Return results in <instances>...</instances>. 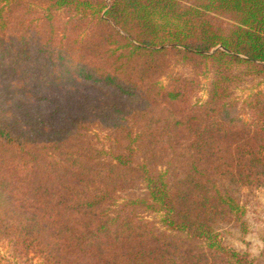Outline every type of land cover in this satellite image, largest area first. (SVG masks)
Wrapping results in <instances>:
<instances>
[{"label":"trees","instance_id":"trees-1","mask_svg":"<svg viewBox=\"0 0 264 264\" xmlns=\"http://www.w3.org/2000/svg\"><path fill=\"white\" fill-rule=\"evenodd\" d=\"M263 185L264 0H0V264H257Z\"/></svg>","mask_w":264,"mask_h":264},{"label":"rangeland","instance_id":"rangeland-1","mask_svg":"<svg viewBox=\"0 0 264 264\" xmlns=\"http://www.w3.org/2000/svg\"><path fill=\"white\" fill-rule=\"evenodd\" d=\"M245 87L238 90V97L244 98L248 94L249 90L247 89L250 85ZM200 96L204 98L205 91H202ZM245 204L247 211L244 218L246 228L230 229L226 232L224 241L229 247L258 259L257 264H264V185L251 193ZM12 241V235L9 234L4 218L0 215V253L4 257L14 256ZM20 263H23V259ZM31 264H39V260L35 258Z\"/></svg>","mask_w":264,"mask_h":264}]
</instances>
